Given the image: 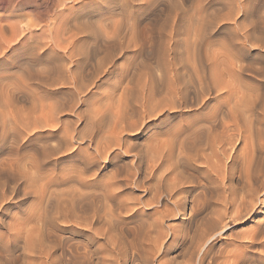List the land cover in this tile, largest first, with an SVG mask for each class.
<instances>
[{"label":"rangeland","instance_id":"374dc122","mask_svg":"<svg viewBox=\"0 0 264 264\" xmlns=\"http://www.w3.org/2000/svg\"><path fill=\"white\" fill-rule=\"evenodd\" d=\"M230 10L233 12L229 13ZM250 21L255 23L256 29ZM8 22L10 25H13L11 22L15 23L18 29L15 26V30L10 28ZM0 23H8L3 30V37H0V46L1 43L6 46L0 48V54L3 53L0 55V76L4 73L17 76L21 69H31L43 75L49 68L58 67L63 71L64 79L80 82L81 75L94 70L104 71L100 74V80L95 79L96 86L89 85L86 95H80L71 82L51 85L49 80H32L20 84V91L11 92L10 105L7 107L1 104L5 103L2 92L4 86L8 85V79L3 78L0 82V91L4 89L0 93L4 99V102L0 100V103L3 102L0 104V186L4 183L0 190H5L7 195L11 185L16 186L13 191H9L11 194L2 201L0 207V264H27L30 253L26 248V226H38L36 216L43 207L49 212L55 210V204L51 205L47 198L49 200L55 196L53 200L56 203L57 196L60 200L71 198L72 195H84L80 202L81 208L77 210L80 218L70 217L68 223L62 222V218L55 220L56 225L58 223L56 233L63 240L66 252L67 248L76 253L89 250L90 264H199L195 257L191 260L190 254L197 249L210 222L201 207L195 206V211L191 210L189 191L192 188L198 191L203 189L204 165L200 160L190 162L187 158L174 159L164 155H168L170 141L182 139L186 134L185 129L198 120L203 112L211 111L215 104L225 103L221 106V110H225L227 102L237 99L238 96H235L242 90L253 94L252 98L260 95L264 99V76L258 72L261 67L264 69V48L259 46V43H264V0H0ZM53 23L56 27L60 24L63 28L65 26L63 30L67 35L66 27L70 28L69 31L73 30L69 33L71 36L67 37L61 29L60 37L68 39L77 33L75 39L71 38L73 42L71 39L64 42L66 39L63 37L60 39L63 45H57L48 34ZM241 25L254 31L250 39H256H249L251 44L238 41ZM77 29L79 32H75ZM4 38H13L9 46L2 41ZM67 42L70 43L68 46ZM215 52L220 58L221 52L227 55L239 53L251 70L243 73L235 70L237 75L233 73L234 78H229L231 84H235V88L231 85L235 91L230 90V94L227 89L219 92L215 90L217 93L212 90L210 95L207 94L208 105L203 107L191 104L195 100L190 99L193 95L190 88L186 100L188 106H185V99L179 94L172 95L170 87L187 81L193 63L199 69H208L210 62L207 57H212V54L214 57ZM186 60L190 65H185ZM174 64L175 68L171 66ZM66 70L71 74L65 73ZM161 73H164L163 77ZM169 75L172 78L175 76L176 80L173 81ZM235 77L238 82L240 80L239 83ZM236 87L240 92H237ZM222 92L224 95L229 94L226 96L231 95L230 99L224 97ZM170 95L179 98L172 99ZM165 97L169 98L166 104L169 107L174 105L175 109L164 110L158 118L152 119V115L146 117L139 110L142 98L146 100L142 99V102H149L150 105ZM261 102L258 109L254 110V115L261 118L258 119L260 125H256L264 131V101ZM190 105L193 107L190 108ZM261 108L263 111L259 110ZM1 110H4V117ZM119 111L126 112L129 122H139L135 123V130L134 127L122 132L113 129ZM139 114L141 122L138 120ZM19 115L23 116L25 125L15 122L14 119ZM146 120L149 121L144 125ZM142 125L144 127L138 133ZM51 129L57 130L45 131ZM240 142L234 143L236 151L243 147ZM227 148L228 154H225L229 156L221 154L220 157L226 164L233 155V150L229 146ZM158 150L165 153L162 160L157 158L158 153L155 151ZM20 172L26 173L25 179L18 183L14 179L10 180L12 173L18 175ZM175 177H183L185 182L184 178L192 181L182 186L187 192L181 193L183 195L178 202L169 194L171 183H176L172 186L179 184L176 182L178 179H173ZM233 178L237 179V176L233 175ZM41 184L47 190L42 201L34 192V188H39ZM109 209H113V214L109 216L112 225H108L103 217L104 211L107 213ZM75 220L88 225L86 228H76L73 224ZM253 226L251 222H228V228L236 232ZM111 238L118 239L122 245V260L118 263L106 255L111 247ZM213 243L211 254L218 253L214 255L218 258L216 261L230 264L225 258L232 246L228 248L227 244L225 250H221L224 243L219 244L217 239ZM220 251H225L221 253L222 256ZM252 253L255 264H264V250L263 256L255 248Z\"/></svg>","mask_w":264,"mask_h":264},{"label":"bare ground","instance_id":"6f19581e","mask_svg":"<svg viewBox=\"0 0 264 264\" xmlns=\"http://www.w3.org/2000/svg\"><path fill=\"white\" fill-rule=\"evenodd\" d=\"M66 2H67V0H66ZM65 4H67V3H65ZM236 6H237V4H236ZM237 9H239L238 6H237ZM240 9L242 10L241 7H240ZM232 10H233V8H232ZM232 10H230L229 13H232L233 12ZM236 12H238V10ZM13 22H11L13 25H10V22H8V23L10 25V28L15 30V27L17 28V26L14 25L15 23H13ZM250 22L252 23L253 21H250ZM8 23H0V37H3V35H2L3 34V30L6 29ZM39 24H41V23H39ZM254 24L255 23L253 22V28L256 29L254 27ZM113 25H115V24L113 23ZM247 26H249V25H247ZM250 27H252V26H250ZM66 28L68 29V35L71 36V34H69V33H72L73 30L69 31L70 28H68V27H66ZM61 29L65 30V26L63 28V26L60 24V25H58L56 27V25L53 23L50 26V28H49L48 34H49V37H51V39H54L56 44L57 43H61L63 45V43L65 41H70V39L73 36L71 38H68V39H66L64 36L60 37V35H62V34H60V33H62ZM30 30H31V28H30ZM78 30L79 29H77V31H75V32H79ZM106 31H107V29H106ZM238 31H241L238 41H241L242 43H245L247 41L246 43L249 42L251 44L250 41H252L253 39L254 40L256 39L254 37L255 35L251 36V38L254 37L252 40L250 39V35L254 31L251 32L249 27L242 26L241 28H239ZM22 32H24V31H22ZM64 33H66V32L64 31ZM261 33H263V32H261ZM75 34L77 35V33H75ZM75 34L73 33L72 35H74V37H76ZM257 34H258V32H257ZM11 35L14 36L16 34H11ZM66 35H67V33H66ZM68 35H67V37H68ZM58 36H59V39H56V38H58ZM258 36H256V37H258ZM63 37H64V39H66V40H63L64 42L60 40V39H63ZM98 37H100V36H98ZM12 39L13 38H4L2 41L7 42V45L9 46L10 45V41ZM15 39H17V38H15ZM249 39H250V41H249ZM259 39H261V38H259ZM72 40L73 39H71V42H73ZM256 41H258V40H256ZM68 44H70V43L67 42V46H68ZM3 45L1 43L2 47L5 46V45L4 46ZM221 45H223V44H221ZM1 46H0V48H2ZM64 46H65V44H64ZM259 46L264 48V43H262V44L259 43ZM259 46H258V48H259ZM38 48H40V47H38ZM65 51H66V49H65ZM216 53L217 52H215L214 57H213L212 53H211L212 55L210 54L212 57L208 56V53L206 54V56H208L207 59L210 62V65H208L209 66L208 69H207V67L205 69L206 71L204 70V68L203 69L197 68V66L192 62L193 63L192 64L193 67L191 66V69H190L191 71L189 70L187 81L184 82V84H181L179 82L178 84H180V85L175 84V86L173 85L172 88L170 87V91L169 92L172 93V95H173V93L176 94V95L179 94V95H181L180 96L181 98L185 99V101H184L185 106H188V103H187L188 101H186V100H187V97H188V95L190 93V88H192L191 91H192V94H193L190 99L191 100H195L194 102H192V103L190 102V103L191 104L195 103V104H198L197 106L200 105L201 107H203L205 104H207V101H206L207 98H208L207 94H209L212 90H214V92H216V91L219 92L218 90L222 91V89H227V90H229L228 92L230 93L231 92L230 90L235 88L233 86V85H235L233 83V80H232L233 85L231 84V81H230L232 79V77H233L232 75L237 73V72L234 73L235 70L236 71H240L242 73H243V71L251 70V66H250V68H248L247 63H244L242 61V59H241V56L238 55L239 53L238 54H230V53H228L229 55H227L225 52L224 53L221 52V58H220V55L219 54L217 55ZM8 57H9V55H8ZM194 57H195V55H194ZM197 58H198V56H197ZM199 58H200V56H199ZM189 59H191V58H189ZM189 59L187 58V60H189ZM195 63H198V62H195ZM186 64L190 65L188 63V61H187V63H185V65ZM48 65H50V64H48ZM194 65L196 67H194ZM50 66H52V65H50ZM171 66H174V68H175V64L171 65ZM171 66H169V67H171ZM164 67H166V66H164ZM185 67L183 69H185ZM201 67H203V66H201ZM189 68H190V66H189ZM167 69H169V68H167ZM29 70L31 72L30 71H26V69L25 70L21 69V71H19L20 72L19 75H17V76H14L12 74L10 76H8L7 73H4V75L0 76V82L2 80H4L3 78L8 79V82H7L8 85L6 87L4 86L5 90L4 89H3L4 91L1 90V91L4 92V93L2 92V96L5 99V103L1 104V103L4 102V99L2 100L3 97L1 98V96H0V98H1L0 100L3 101L0 104L3 107H7V106L10 105L11 92L14 93L15 91H17V89H18V91H20L19 90L20 84H26V83H28L29 81H32V80H38L39 82H44V81L49 80L51 85H55V84H58V83L71 82V81H67L66 79H64L65 78V77H63L64 73H62L63 71H60L61 69L58 68V67L49 68L48 70L45 69L46 71L43 73V75H42V73L40 74V72H38V71L34 72L31 69H29ZM165 70L166 69H164V71ZM166 71H169V70H166ZM172 71H173V69H172ZM255 71H256V69H255ZM255 71H254V73H257ZM64 72L68 74L70 71L66 70ZM82 72H84V70ZM103 72L104 71H100V70H94L92 72H88L86 75H81L82 80L80 82H77L74 79L71 82V84H73V86L76 88V90L78 91V93L80 95L81 94L82 95H86L89 85H95L96 81L100 80V76L102 75L101 73H103ZM258 72L260 73L259 75L264 76V74H261V73L264 72V69L262 70V67H261V70L258 71ZM79 73H80V71H79ZM70 74H71V72H70ZM163 74L162 73L160 74L161 77H163ZM169 74H170V72H169ZM178 74H179V71H178ZM235 75H237V74H235ZM180 77H183V76H180ZM238 77H240V75ZM96 78H97V80L95 81ZM183 78H185V77H183ZM229 78H231V79H229ZM171 79L173 81L176 80L175 76H174V78L171 77ZM171 79H170V81L173 82ZM168 81H169V79H168ZM180 81H182V80H180ZM183 81H185V80H183ZM171 82H170V85L172 86ZM235 82H236V80H235ZM237 82H238V79H237ZM239 82H240V80H239ZM176 85H178V86H176ZM231 85L233 86V88H232ZM236 86H238V85H236ZM240 86H242V85H240ZM240 86L238 87L239 89H240ZM1 87L2 86L0 84V88ZM239 89L237 90V87H236L237 92L238 91L240 92ZM233 90L235 91V89H233ZM1 91H0V93H1ZM244 91L242 90L240 93H237L239 95L235 96V97H237V96L238 97L234 101L231 100L232 103L228 101L230 99L231 95L229 97V96H226V95H229V94H225L224 95V93L222 92L224 97L225 96L229 97V99L226 98L228 102H227V107L225 106L226 107L225 110H221L222 109V107H221L222 104H225V103H222V104L218 103L217 106L215 104V106L211 107L212 108L211 111H209V112L208 111L207 112L206 111L205 112L202 111L203 113H206V114H203V113L201 114L200 113L201 115H199V117H198L199 119L194 121L193 123H191L188 126V128L185 129L186 134H185V136H183L182 139H180L178 141H173L174 140L173 139L172 141H170L171 143L169 142L170 144L168 146L170 147V149H169L168 152L165 151V152H167L168 155H166L165 153H164L165 154L164 155L162 153V151H163L162 148H161L162 151L161 150H158V152L155 151V153H158L156 155H158L157 158L159 160L160 159L162 160L164 158V156H166V157L169 156V157H172L174 159H178L179 157H182V158L189 159V161L190 160L191 161L200 160V162H202L201 164L204 165V169H205L204 170V175H203L204 179L202 181V188L203 189L198 191L196 188H192L189 191L190 195H191V201H190L191 202V205H190L191 210L195 211V209H196L195 206L201 207L203 212H205L206 218L210 222L209 229L205 233V235L202 237L201 242L197 245V247H196L197 249H195L193 251V253L190 254L191 260L195 257L196 259L199 260L198 261L199 264L200 263L201 264H219L216 261L218 258H216L214 256V255H216L217 252L214 253V254H211V250L214 248L213 247L214 246L213 241L215 239H217L219 244H222V245H223V243L225 244L223 246L224 248L223 249L221 248V250H225L227 244H228V246H227L228 248L232 246L231 249H229L228 251L226 250L227 251L226 252L227 255H226V258H225V259H227V262L230 263V264H255V262L252 261V259L255 258L254 254L252 253V249L253 248H255L258 251V254L260 253L259 254L260 256H263V250H264V135H262V133H264V131H262L263 129L261 128L262 129L261 130L260 127L258 126V124L260 125V123H258L259 122L258 121L259 118L256 117L257 115L256 116L254 115V113H255L254 110L258 109L257 107H259L258 106L259 102H261L262 100L264 101V99H262V97L260 95L253 96V98H252L251 96L253 94L251 95V94H249L247 92L245 93ZM166 96L168 97V95H166ZM173 98L176 99L177 97L176 98L172 97V99ZM218 98H220V97H218ZM142 99L145 100L144 98H142ZM142 99H141V103H140L141 108H139V110H141L144 114H146V117H149L151 115L153 117H155L158 113H161L164 110L168 111L169 108L175 109L174 105L169 107L168 106L169 104H166V101L167 100L169 101V98L166 99V97L159 99L158 101H156V103L152 102V104L150 103V105H149V102H148V104L144 103L146 100L144 102H142ZM175 101H174V103H175ZM220 101H223V100L221 99ZM40 102H43V101H40ZM178 102L179 101L177 100L176 103H178ZM174 103L172 102V104H174ZM176 103H175V105H176ZM177 106H179V105H177ZM177 106H176V108H177ZM189 107L191 108L193 106L190 105ZM157 108H158V110H157ZM50 109L52 110V108H50ZM184 109H186V108L184 107ZM262 109L263 108H261L259 110H262ZM3 111L4 110H1V114L3 113ZM41 111H43V108L41 109ZM44 112L41 115L42 117L44 115ZM263 112H262V114H264ZM58 113H60V112H58ZM140 114L138 115V117L140 116ZM3 115L4 114H2V117H4ZM49 115H48V117H49ZM50 116H52V118H53L52 113H51ZM127 118H128V116L126 115V112L122 113V112L119 111L118 114L116 115V122H115V124L113 126V129L114 130L120 129V132H122L125 129H127L126 131H129L132 127H134V130H135V127H137V124L139 122L138 123L137 122H129L127 120ZM139 119H140V117L138 118V120ZM262 119H264V118H262ZM14 120H15V122L22 123L23 125H25V123H26V122H24L25 120H24L22 115H19ZM45 120H47V119H45ZM140 122H141V119H140ZM135 123H137V124H135ZM256 123H258V124L256 125ZM12 125H14V124L12 123ZM41 126H43V125H41ZM261 126H262V124H261ZM21 128L23 129V127H21ZM17 133H18V131H17ZM238 140L242 141L243 147L241 148V150L239 148V151H236L237 149L236 150L234 149V143L236 141H238ZM166 144H165V146H167ZM228 146H229L230 149L233 150V155H232V157L229 158L230 160L226 164V162L223 163L224 160L220 159V157L222 158L221 154H224L226 157L229 156V155H227L228 152L226 151V148ZM235 146H236V144H235ZM96 148H98V147H96ZM164 150H165V148H164ZM226 152H227V154H225ZM229 152H230V150H229ZM154 158H156V156ZM27 159H29V157ZM158 159H156V160H158ZM165 159L169 160L170 158L169 159L165 158ZM219 159L222 160L221 161L222 163L220 162L221 164L219 163V161H220ZM226 159H228V158H226ZM167 160H165V161H167ZM186 161H188V160H186ZM23 164H26V163H23ZM34 166H37V165L34 164ZM176 173H178V172H176ZM233 175H236L237 179L233 178ZM25 176H26V173H24V172H20L18 175H14L12 173L11 176H10L11 177L10 180L14 179L13 181L16 183L17 181H22V179H25ZM33 178H35V177H33ZM173 179L177 180L178 177L177 178L175 177ZM173 179L171 181H173ZM184 179L186 180V182L183 181V177H182V179H178L176 181L177 184L179 183L178 186H176V185L172 186V185L176 184L174 182H172L173 184L171 183V185L168 184V186L170 185L169 188L170 189L172 188L171 190H173V191L169 190L170 191L169 194L173 195L174 198L176 199V201L179 200L181 195H183L181 193L187 192L182 186L185 183L192 182V181H189L186 178H184ZM14 182H12V183H14ZM10 183H7V184L9 185ZM33 183H34V181H33ZM3 185H4V183H3ZM12 185L10 187L11 191H13V189L16 187V186H12ZM16 185H18V184H16ZM2 186H0V187H2ZM37 186H38V183H37ZM8 187H6V188H8ZM8 189L6 191H8ZM34 189H35L34 190L35 195H37L40 198V200L42 201L43 198H45V196H46V193H45L47 191L46 188L42 187V184H41V186H39V188H34ZM178 189L180 191H178ZM1 190H0L1 191V193H0V207H1L2 201L5 200V199L7 200V198L11 194V192L9 194L10 190L8 191L7 195L5 193V190H3L2 188H1ZM49 192H51V191H49ZM48 197H49V195H48ZM54 197H52L49 200L47 198L46 200L47 201H51V205L53 203L55 204L54 205V209L55 210L53 212H51V211L49 212L45 207H43L44 211L41 208L42 211L40 210L41 212H38L39 214L36 216V218L38 220L36 225H38V226H35L33 224H30V225L28 224V226H26V230H25L26 231V240H27L26 241V243H27V245H26L27 247L26 248H27V250H29L28 252L30 253V258H29L30 260L28 258H27V260H29L31 262V264H90L88 262L89 261L88 260L89 259V250H85L83 253L82 252L81 253H76L73 250H71L70 248H67L68 252H66L65 248H64V242L61 239V237H59L58 233H56V230H55L56 226L58 225V223L56 225V221H58L59 218H62L61 219L62 222H67V223H68V221H69L68 219L70 217L75 218V219L80 218V215H78L77 210L81 208L80 202L83 200L84 195H79V196L72 195L71 198L60 199V200H59V197L57 196V202L56 203H55V200H53ZM212 200L213 201L215 200L214 201L216 203L215 206H213L214 202L212 204ZM59 201H60V203H59ZM180 201H181V198H180ZM180 204H183V203H180ZM178 205L179 204H177V206ZM47 212H49V213L46 214ZM112 214H113V209H109V211L107 213L104 211L103 217L105 218L106 222H108V225L109 224L112 225L111 219L109 218V216L112 215ZM56 218H58V219L56 220ZM230 221L241 222V223L251 222V223L254 224V226L252 228L248 229V230H243V231L236 232L235 230H233V229L230 230L228 228V222H230ZM75 222H77V223H75ZM75 222L73 221V224L76 225V228H80V226H81V228H83V227L86 228V226L88 225V224H85V223H82V222L80 223V222H78L76 220H75ZM110 241H111V244H110L111 247H110V249H108L109 252H108V250L106 251L108 253V254L106 253V255L109 256L111 259H114L118 263V261L120 259L122 260V245H121V242H119L118 239H113V238H111ZM219 247H221V246H219ZM28 252H27V254H28ZM222 252H225V251H220V254ZM222 254H221V256H222ZM217 255H218V253H217ZM28 256L26 255V257H28ZM27 260H26V262H27ZM29 261L27 262V264L29 263ZM193 262H195V261H193Z\"/></svg>","mask_w":264,"mask_h":264},{"label":"snow or ice","instance_id":"6c2138e0","mask_svg":"<svg viewBox=\"0 0 264 264\" xmlns=\"http://www.w3.org/2000/svg\"><path fill=\"white\" fill-rule=\"evenodd\" d=\"M0 55H3V53L0 54ZM161 114H162V112H161V113H158L157 116H156V117H153L152 119H156V118H158ZM148 121H149V120H146L145 123H144V125H145ZM144 125H142L141 128L138 130V133L143 129ZM56 130H57V129H51V130H45V131H52V132H55ZM134 135H135V134H134ZM108 159H109V157L104 161V163H106Z\"/></svg>","mask_w":264,"mask_h":264}]
</instances>
